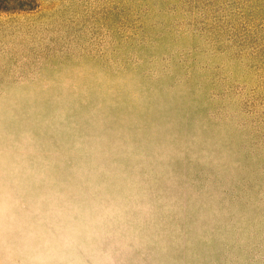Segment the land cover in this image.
Segmentation results:
<instances>
[{
	"label": "rangeland",
	"instance_id": "rangeland-1",
	"mask_svg": "<svg viewBox=\"0 0 264 264\" xmlns=\"http://www.w3.org/2000/svg\"><path fill=\"white\" fill-rule=\"evenodd\" d=\"M0 264H264V0H0Z\"/></svg>",
	"mask_w": 264,
	"mask_h": 264
}]
</instances>
